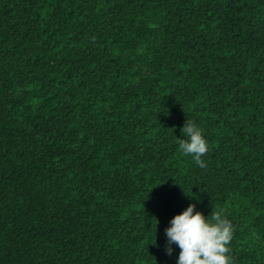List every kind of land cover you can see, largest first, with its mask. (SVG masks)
Wrapping results in <instances>:
<instances>
[{"label": "trees", "instance_id": "16d2710c", "mask_svg": "<svg viewBox=\"0 0 264 264\" xmlns=\"http://www.w3.org/2000/svg\"><path fill=\"white\" fill-rule=\"evenodd\" d=\"M190 204L264 264V0H0V264H177Z\"/></svg>", "mask_w": 264, "mask_h": 264}, {"label": "clouds", "instance_id": "9594fccd", "mask_svg": "<svg viewBox=\"0 0 264 264\" xmlns=\"http://www.w3.org/2000/svg\"><path fill=\"white\" fill-rule=\"evenodd\" d=\"M184 139H179V150L184 156H191L195 163L205 168L202 157L209 152V143L203 130L187 119L181 129ZM236 228L223 210L214 208L209 216L197 211L190 204L181 214L170 221L165 230L166 252L172 254V245L179 249L177 264H234L232 241Z\"/></svg>", "mask_w": 264, "mask_h": 264}]
</instances>
